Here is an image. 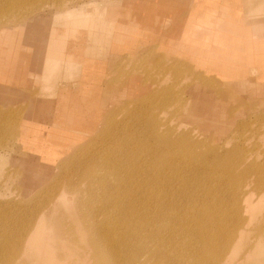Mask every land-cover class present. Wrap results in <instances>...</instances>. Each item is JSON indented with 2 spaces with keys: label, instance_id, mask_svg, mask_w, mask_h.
Wrapping results in <instances>:
<instances>
[{
  "label": "rangeland",
  "instance_id": "obj_1",
  "mask_svg": "<svg viewBox=\"0 0 264 264\" xmlns=\"http://www.w3.org/2000/svg\"><path fill=\"white\" fill-rule=\"evenodd\" d=\"M216 1L217 4L229 2L239 17L250 0ZM191 3L192 0H0L1 239L13 240L16 229L24 225L23 217L38 209L44 200L58 191L60 182L70 177L67 171H62L65 161L70 162L68 167L71 169L78 156L79 161L91 154L105 156L108 152L105 146H100V140H111L106 129L117 123L151 133L150 127L139 128L138 125L139 120L147 122V111H153L157 124L170 128L176 125L178 134L186 132L205 145L223 150V146L228 150L238 147L247 158L246 162L255 168H249L246 177L248 192L254 200L248 209V218L243 216L248 221L251 242L246 244L244 241L229 264H264V254L248 256V247L263 249V246H257L256 237L258 229L264 226V188L255 189L254 181L259 175L264 178V95L253 93L258 89L250 87L255 84L252 78L224 83L182 59L178 38L182 18L186 17ZM67 7H73L68 14ZM261 8H264V0H258L254 10L258 15L247 11L245 16L246 31L249 27L258 37L264 36V24L259 19V12L264 11ZM133 33L140 37L139 45L125 42V55L112 53L114 39L123 36L131 40ZM172 37L173 42H170ZM85 55L102 57L107 63V73L103 71L95 79L85 73L73 72L71 67L76 68L74 63L82 61ZM62 66H67L70 71H59ZM136 66L142 68L138 75ZM122 69L126 71L121 72ZM191 71L192 75H189ZM254 72L252 69L251 74ZM203 81H210L212 89L224 91L221 96L233 94L229 104L221 101L220 106L218 96L203 87L200 83ZM154 86V89L167 87L168 94L157 93L153 99L146 100ZM229 105L234 109H228ZM225 110L233 113L219 122L217 116ZM215 112L218 114L213 120L217 126L208 123V117ZM30 119H39L45 125L53 124L40 127L38 140L45 142H40L37 147L58 148L60 157L55 163L33 155L35 152L29 149L28 143L32 136L27 134L23 139L22 133L29 129ZM75 122L77 125H66ZM145 140L143 145H150L148 139ZM203 143L195 149H206ZM42 152L44 150L38 149L39 155ZM99 169H91L94 172L90 179L95 188ZM203 170L208 172L207 177H194L204 182L211 178L215 184L220 170L208 167ZM80 176L73 178L82 190L88 182ZM82 195L86 196L83 191ZM66 196L70 198L59 201V206L68 208L65 211L73 214L75 205L82 200L81 193L70 191ZM90 202L93 207L101 203L95 199ZM225 205L228 210L230 201H225ZM226 210H220V213L224 214ZM173 211L188 214L185 207L173 208ZM228 213L226 211V215ZM53 215L49 217L51 220ZM58 215L57 212L55 216ZM53 219L57 223L56 218ZM51 220L46 219L45 224L49 225ZM53 233L46 231L43 241H50ZM39 246L41 259L45 260L49 248L41 243ZM80 250L87 257L86 264H95L93 252ZM179 251L173 255L180 264L194 263L192 256L184 251L179 256ZM34 256L35 253L30 254L23 264H37L33 261ZM67 258L68 254L63 257Z\"/></svg>",
  "mask_w": 264,
  "mask_h": 264
},
{
  "label": "bare ground",
  "instance_id": "obj_2",
  "mask_svg": "<svg viewBox=\"0 0 264 264\" xmlns=\"http://www.w3.org/2000/svg\"><path fill=\"white\" fill-rule=\"evenodd\" d=\"M70 9L73 7L65 10L67 14ZM135 69L138 75L142 68L136 66ZM121 78L120 74L118 80ZM200 83L218 96L220 106L223 102L229 104L233 94L221 96L224 91L212 89L210 81ZM157 93L168 94V88H156L145 99L151 100ZM228 109L234 107L229 105ZM146 113L147 122L139 120L138 126L150 127L151 133L117 123L106 129L111 140H100V146H105L108 152L105 156L91 154L80 161L78 156L71 169L70 162H64L62 171H67L70 177L60 182L58 191L23 217L24 225L16 229L13 240L6 242L0 235V264H23L32 253L37 264H86L87 257L80 249L93 252L95 264H180L173 255L177 250H182L179 256L184 252L192 256L193 264H229L235 259L242 243L251 242L250 228L244 217L248 218L254 199L248 192L246 177L248 169L255 168L246 162L238 147L228 150L223 146V150L205 145L186 132L178 134L176 125L170 128L157 124L153 111ZM219 113L208 117V123L216 125L213 117L217 114V120L223 122L233 111ZM28 130L21 132L23 139ZM145 138L150 145H143ZM202 143L206 149H195ZM207 167L220 170L215 184L211 178L205 182L200 180L208 176L203 170ZM93 168H100L97 188L90 179ZM74 175H81L84 182L87 180L82 190ZM254 188H264V178L260 175L254 181ZM70 191L82 196L73 214L59 206V201L70 198L66 196ZM92 199L101 203L93 207ZM227 200L231 206L228 210ZM177 207H185L188 214L175 213L173 208ZM220 210L229 213L222 214ZM53 213L57 223L49 218ZM46 219L51 220L49 225L45 224ZM46 231H54L50 241H43ZM256 240L257 246L263 249L248 247V256L264 254V226L258 229ZM39 243L49 248L45 260L41 259ZM66 254L67 260L63 259Z\"/></svg>",
  "mask_w": 264,
  "mask_h": 264
},
{
  "label": "crops",
  "instance_id": "obj_3",
  "mask_svg": "<svg viewBox=\"0 0 264 264\" xmlns=\"http://www.w3.org/2000/svg\"><path fill=\"white\" fill-rule=\"evenodd\" d=\"M247 2L248 6L246 4L245 10L243 8V15L238 17L237 11L231 8L229 2L217 4L216 0H192L191 6L187 7L186 17L182 18L178 42H180L182 59L195 66L198 71L207 73L224 83H239L252 78L255 84L250 87L254 86L258 89L253 93L264 95V36H254L249 27L248 32L245 28L247 11L248 14L251 12L252 15H258L254 11L258 0ZM261 9L264 10V8ZM259 14L261 16L259 19L264 24V11ZM125 42L139 45L140 37L137 33H133L131 40L130 38L126 40L123 36L114 39L111 42L112 53L125 55ZM170 42H173V37ZM74 65L76 68L71 67L73 72L85 73L95 79L103 71L105 74L108 71L106 61L98 56L85 55L82 61L75 62ZM252 69H255V74H251ZM61 70L70 71L67 66H62L59 71ZM93 88L92 90H95ZM70 93L74 94V92ZM42 125L53 124L45 125L39 119L28 121L27 134L32 136L28 139L29 149L35 152L33 153L35 157L51 159L52 163H55L60 157L56 150L58 148L54 146L51 149L47 148V146L50 147L49 145L37 147L40 142H45V140H38V132ZM66 125H77V123ZM52 132L54 134L55 130L53 129ZM38 149L44 152L39 155Z\"/></svg>",
  "mask_w": 264,
  "mask_h": 264
}]
</instances>
